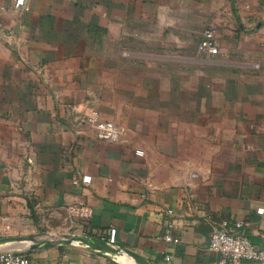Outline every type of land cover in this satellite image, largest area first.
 Here are the masks:
<instances>
[{"label": "crops", "instance_id": "0c3cea01", "mask_svg": "<svg viewBox=\"0 0 264 264\" xmlns=\"http://www.w3.org/2000/svg\"><path fill=\"white\" fill-rule=\"evenodd\" d=\"M209 25L217 54L198 48ZM91 108L118 141L98 137ZM79 204L89 217L70 215ZM262 206L264 0H0V237L113 226L153 264H215L224 220L264 246ZM0 249L136 264L83 245Z\"/></svg>", "mask_w": 264, "mask_h": 264}, {"label": "built area", "instance_id": "2783aa9c", "mask_svg": "<svg viewBox=\"0 0 264 264\" xmlns=\"http://www.w3.org/2000/svg\"><path fill=\"white\" fill-rule=\"evenodd\" d=\"M27 0H14L16 8H22ZM218 28L214 25L207 26L199 42V50L209 54H217L219 47L217 45ZM85 120L97 129L99 138L118 141L122 134L121 127L111 120L101 118L97 108H91L86 114ZM142 154V150H137ZM82 181L90 182V176H84ZM75 182H79L78 179ZM70 215L72 217L87 218L90 216V208L87 205L79 204L70 206ZM257 212L264 213V206L259 207ZM168 213H172L170 209ZM173 222L169 223L164 234V239L169 242L177 243L180 238L174 236ZM118 230L116 227H109L98 233L99 238L112 245H117ZM209 250L219 255L215 264H244L245 262L264 264V246L255 244L249 237L246 222L244 220L229 221L224 220L213 226ZM167 260L170 259L166 255ZM0 264H30L29 255L25 251L14 249H0Z\"/></svg>", "mask_w": 264, "mask_h": 264}, {"label": "water", "instance_id": "95a60500", "mask_svg": "<svg viewBox=\"0 0 264 264\" xmlns=\"http://www.w3.org/2000/svg\"><path fill=\"white\" fill-rule=\"evenodd\" d=\"M74 242H77L79 243V245L86 246L89 249L95 250L97 252H100L102 254L111 257H122L124 255H128L129 257L133 258L136 264H153L150 260L135 252L127 250L121 246L109 244L108 242L102 240L99 237L87 235V234H78V233L50 234L48 232H40L29 235L0 237V246L23 243V245H26L29 248H37L39 246H51L56 244H72ZM249 264H258V263H249Z\"/></svg>", "mask_w": 264, "mask_h": 264}, {"label": "rangeland", "instance_id": "374dc122", "mask_svg": "<svg viewBox=\"0 0 264 264\" xmlns=\"http://www.w3.org/2000/svg\"><path fill=\"white\" fill-rule=\"evenodd\" d=\"M72 245H79V243H77V242H74V243H72ZM115 259H116V261H119V262H125V260L124 259H122V257H114ZM251 263V262H250Z\"/></svg>", "mask_w": 264, "mask_h": 264}, {"label": "trees", "instance_id": "16d2710c", "mask_svg": "<svg viewBox=\"0 0 264 264\" xmlns=\"http://www.w3.org/2000/svg\"><path fill=\"white\" fill-rule=\"evenodd\" d=\"M247 263H250V262H245V264H247Z\"/></svg>", "mask_w": 264, "mask_h": 264}]
</instances>
